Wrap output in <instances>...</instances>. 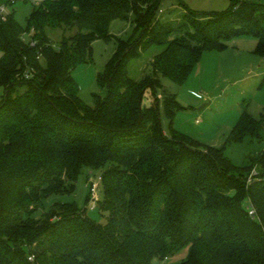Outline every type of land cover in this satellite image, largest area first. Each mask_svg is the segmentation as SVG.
I'll return each instance as SVG.
<instances>
[{"label":"trees","instance_id":"obj_1","mask_svg":"<svg viewBox=\"0 0 264 264\" xmlns=\"http://www.w3.org/2000/svg\"><path fill=\"white\" fill-rule=\"evenodd\" d=\"M232 1L168 22L161 0H44L25 26L16 10L0 16V264H153L185 248L177 264H264V150L238 167L224 148L177 130L182 106L161 80L183 85L204 52L242 36L264 58V5ZM115 20L131 23L127 38L111 33ZM48 29L63 30L58 47ZM97 40L117 48L98 75L106 96L90 106L73 72L93 60ZM154 46L163 50L151 74L133 79L130 63ZM263 130L264 118L244 112L227 143ZM84 168L102 171L94 210L105 223L74 201L46 208L75 193Z\"/></svg>","mask_w":264,"mask_h":264},{"label":"rangeland","instance_id":"obj_2","mask_svg":"<svg viewBox=\"0 0 264 264\" xmlns=\"http://www.w3.org/2000/svg\"><path fill=\"white\" fill-rule=\"evenodd\" d=\"M243 1V0H236ZM264 5V0H248ZM232 0H161L158 17L165 22L176 21L187 12L193 10L199 16L205 17L212 12H223L232 5ZM33 4L30 0H16L15 5L8 7L7 12L16 10V19L25 26ZM132 31L131 23L115 20L111 25V33L127 38ZM48 37L55 47L63 38V30L48 29ZM225 50L204 52L198 66L183 84L174 83L169 78L161 77L167 94H174L182 109L177 112L174 127L184 134L202 142L205 145L224 148L225 154L238 167L248 164L247 155L264 150V130L261 139L245 138L241 143H227L231 131L244 112L256 119L264 118V58L255 53L257 39L252 36L238 37L228 42ZM116 42L97 40L93 44V60L89 64L77 67L73 77L80 85V97L90 105L95 106L94 94L106 96V90L101 89L98 75L104 71L105 65L116 51ZM163 47L154 46L143 53L142 57L130 63L129 72L133 79L141 80L151 74V60L161 52ZM0 51V58L2 57ZM4 94L0 89V101ZM162 121L165 130L169 121L164 116L161 106ZM101 170L84 168L80 175L77 188L73 195L52 197L47 203L48 209L55 201H74L80 208H87L89 216L105 223L106 214L99 209L90 210L86 204L89 183L97 180ZM256 176V169L250 176ZM103 199V191H99ZM188 248L162 260L155 258L153 264H177L187 258Z\"/></svg>","mask_w":264,"mask_h":264},{"label":"built area","instance_id":"obj_3","mask_svg":"<svg viewBox=\"0 0 264 264\" xmlns=\"http://www.w3.org/2000/svg\"><path fill=\"white\" fill-rule=\"evenodd\" d=\"M32 2L33 5H40L44 0H30ZM8 5H0V16L2 19H6L7 15L9 14L7 12L8 9ZM32 45H34V42H32ZM253 179V175L250 176L249 178V182H251ZM101 184H102V177L99 176L97 178V180H93L91 181V186H90V201H89V208L91 210H94L97 206V203L99 201V190L101 188ZM256 213V210L254 207H252V205L249 208V214L251 216H254ZM30 260H33V257H30Z\"/></svg>","mask_w":264,"mask_h":264}]
</instances>
